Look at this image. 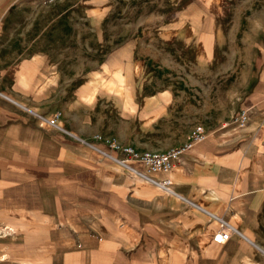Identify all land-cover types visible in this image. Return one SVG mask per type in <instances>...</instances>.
I'll return each mask as SVG.
<instances>
[{
  "label": "crops",
  "instance_id": "1",
  "mask_svg": "<svg viewBox=\"0 0 264 264\" xmlns=\"http://www.w3.org/2000/svg\"><path fill=\"white\" fill-rule=\"evenodd\" d=\"M253 55L237 67L229 119L199 108L213 123L191 122L165 151L197 126L206 138L167 172L139 160L143 173L117 168L86 142L88 132L52 127L40 109L0 88V264H264V51ZM165 179L170 190L159 185ZM36 217L45 236L35 255ZM223 224L235 233L219 243Z\"/></svg>",
  "mask_w": 264,
  "mask_h": 264
},
{
  "label": "rangeland",
  "instance_id": "2",
  "mask_svg": "<svg viewBox=\"0 0 264 264\" xmlns=\"http://www.w3.org/2000/svg\"><path fill=\"white\" fill-rule=\"evenodd\" d=\"M210 4L0 0V88L48 119L58 111V126L47 124L88 132L86 142L101 157L143 173L107 140L164 153L179 129L213 123L199 108L216 107L218 119L228 120L232 81L242 73L238 65L250 51L255 57L264 51V0ZM201 15H207L205 30ZM32 224L36 255L45 230L38 217Z\"/></svg>",
  "mask_w": 264,
  "mask_h": 264
},
{
  "label": "built area",
  "instance_id": "3",
  "mask_svg": "<svg viewBox=\"0 0 264 264\" xmlns=\"http://www.w3.org/2000/svg\"><path fill=\"white\" fill-rule=\"evenodd\" d=\"M248 110L243 109L239 112L236 117V120L241 124L244 125L248 120ZM60 118V113H55V115L48 119L49 122L53 126H58L57 121ZM207 132L206 129L202 126H197L188 137L187 142L182 145L181 147L172 148L165 153H156V152H140L135 150L132 147L122 146L117 140L115 139H108L107 144L110 148L114 151H120L126 155H128L131 159L139 160L144 163L151 172H167L171 170L174 166V160L183 155L187 150L191 149L193 145L199 141H202L206 138ZM99 140L102 138L99 137ZM159 185L162 188L171 189L173 185V181L171 179H165L159 182ZM235 233V229L228 225L223 224L222 229L214 235V240L219 243H225L230 239V237Z\"/></svg>",
  "mask_w": 264,
  "mask_h": 264
}]
</instances>
